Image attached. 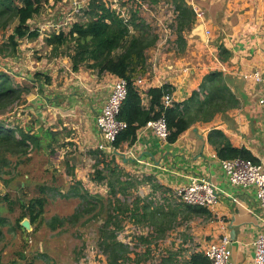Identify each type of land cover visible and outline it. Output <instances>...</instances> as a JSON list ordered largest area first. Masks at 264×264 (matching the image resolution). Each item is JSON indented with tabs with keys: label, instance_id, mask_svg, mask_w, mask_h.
Returning a JSON list of instances; mask_svg holds the SVG:
<instances>
[{
	"label": "crops",
	"instance_id": "obj_1",
	"mask_svg": "<svg viewBox=\"0 0 264 264\" xmlns=\"http://www.w3.org/2000/svg\"><path fill=\"white\" fill-rule=\"evenodd\" d=\"M186 2L203 11L204 20L195 21L184 33V43L169 49L157 43L148 51V68L138 77L144 82L134 85L142 107L148 110L150 106V89L164 86L172 89L174 103L183 104L200 92L206 77L213 73L222 75L236 107L217 113L209 122L194 124L174 143L162 141L145 125L138 128L133 143L123 142L116 151L101 152L96 117L117 76L85 67L74 72L69 58L53 57L45 38L54 31L48 22L41 23V13L29 22L40 31L39 38L20 41L14 58L0 57L14 65L16 84L33 88L24 103L13 109V118L17 128L26 131L29 127L31 134L39 137L41 151L51 152V157L58 160L71 159L66 164L70 167L67 176L77 178L79 184L104 183L108 193L107 183L92 182L91 173L97 164L100 171L114 167L120 181L127 185L126 204L131 210L139 204L148 211L173 215L171 228L161 236L157 226L145 219L137 223L131 212L127 213L123 225L140 231L134 232L140 240L135 239L134 246L142 247L146 255L143 264H151L158 253L162 256L160 264L169 257L174 264L188 263L209 242L224 236L231 239L234 264H253L254 242L264 231V209L255 188L231 184L218 151L226 145L246 150L253 163L264 167V107L259 104L264 87L252 77L255 71L264 70V0ZM200 24L205 33L210 32L205 39L200 30H195ZM9 30L13 33L12 28ZM220 47L230 54L224 61L219 57ZM37 73L50 81L32 84ZM191 176L208 177L218 187L217 206L191 208L175 197L176 189L188 184ZM102 190L89 194L104 196ZM142 230L147 233L142 234Z\"/></svg>",
	"mask_w": 264,
	"mask_h": 264
},
{
	"label": "trees",
	"instance_id": "obj_2",
	"mask_svg": "<svg viewBox=\"0 0 264 264\" xmlns=\"http://www.w3.org/2000/svg\"><path fill=\"white\" fill-rule=\"evenodd\" d=\"M48 2L49 0H0V32L13 29L7 41L0 46V57L14 58L20 41H34L39 38L40 31L33 29L29 22L42 13L44 4ZM151 2L158 1L151 0ZM172 2L178 12L176 45H180L184 43V33L194 26L196 14L186 0H172ZM82 11L86 17L85 21L73 23L69 31L48 34L45 44L51 48L53 57L69 58L74 72L85 67L98 74L109 73L128 82V96L119 117L120 120L128 123V128L119 135L115 143L116 148L123 142L133 143L138 128L162 116L166 118L170 131L168 142L174 143L194 124L209 122L217 113L238 105L235 98L228 95L222 75L213 73L206 77L200 92H195L183 104L174 103L171 108L165 109L162 105V98L172 94L169 86L150 89V106L148 110L144 109L134 81L146 72L147 53L156 47L159 41L158 36L153 34L152 29L137 12L132 15L129 23L125 24L118 13L102 0H90L89 5ZM219 50L221 60L224 61L230 56L224 47H220ZM42 80L50 81L46 76L37 73L31 83H41ZM32 89L30 86L16 84L8 73L0 71V117H2L0 118V176L8 174L7 169L12 166L11 159L15 158L18 164H27L31 161L32 153L41 151L40 139L37 135L31 134L29 127L26 131L9 127L4 119L15 106L24 103V97L30 94ZM202 94L205 96L204 100L201 99ZM218 154L223 160L240 157L253 161L246 150H238L229 145L219 149ZM98 166V164L95 166L94 173L97 177L95 176L94 180L106 181L109 188L108 197L91 195L87 192L81 196L82 203L71 217H54L48 223V227L54 231L66 223L76 225L89 215H92L91 220H97L100 215L106 214L105 222L98 230L99 248L108 264H126L132 261L131 253L135 254L137 259L141 257L118 237L127 213L131 212V218L137 223L145 219L151 225L157 226L161 236H164L171 228L174 221L173 215L161 213L160 210L148 211L147 207H141L139 204L131 210L126 203L123 204L120 199H117L118 193L126 196L127 189L126 183L118 178V170L114 167H104L100 171ZM3 202L9 203L8 195L3 197L0 204ZM46 203L45 197L32 199L28 213L24 214L17 223L18 228L26 232L21 226V222L26 218L34 226L44 215ZM189 207L201 209L196 206ZM96 210H99V213H95ZM7 223V219L1 216L0 209V244L5 239L3 228L8 226ZM0 264H4L1 254ZM165 264H174V259L169 257ZM183 264H211V262L201 253L193 255L190 262Z\"/></svg>",
	"mask_w": 264,
	"mask_h": 264
},
{
	"label": "rangeland",
	"instance_id": "obj_3",
	"mask_svg": "<svg viewBox=\"0 0 264 264\" xmlns=\"http://www.w3.org/2000/svg\"><path fill=\"white\" fill-rule=\"evenodd\" d=\"M102 1L108 6L116 4L120 8L127 9L130 17L137 12L156 36H158L156 33L158 20L168 23L173 16L172 12L165 8V5L168 4L174 6L172 0H157V3H153L151 0L146 2H144L145 0ZM140 1L148 4L150 10L140 9ZM89 3L90 0H49L42 8L41 23L63 22L62 30L69 31L73 23L86 20L82 10H85ZM80 7L82 9L77 13L76 10ZM31 27L36 28L32 24ZM173 30L176 31V39V26L173 27ZM11 33V30L0 33V46L3 41H7ZM3 59H0V71H5L14 79L16 75L14 65ZM13 117L14 110L4 117L9 127H16ZM69 160L71 159L58 160L51 157V152L48 151L34 152L31 154V161L27 164H18L15 158L11 159L12 166L7 169L8 174L0 176V202L5 195L9 196V203L0 204L1 216L8 221V226L3 228L5 239L0 244V254L4 264H108L105 255L99 248L98 232L105 222L106 214L100 215L97 220H91L92 215H89L76 225L66 223L54 231L48 227V223L54 217H71L80 207L81 196L85 193L94 194L95 191L103 189V197L107 198L109 195L105 193L107 189L103 182V185L94 183V185L84 186L83 183L77 182V178L68 177L70 167L66 164ZM105 175L108 176L109 173H105ZM93 176L95 179L94 171L91 173L92 182H94ZM104 182L106 183V181ZM102 186L104 187L102 188ZM38 197L47 199L44 215L32 227V230L23 232L18 228L17 223L24 214L28 213L30 201ZM117 199H120L123 204L127 203V197L121 193L117 194ZM105 206L107 207V205ZM96 211L95 213H99V210ZM122 226V230H119L118 233L119 239L128 244L134 253L141 256L140 260L135 254L134 257L130 256L132 261L126 264H138V261H140L139 264H143V257L146 255L142 254L138 247L134 248L137 240L135 235L140 234V231H134V228L123 225V222ZM144 233H147V230H142V234ZM137 241L140 242V240Z\"/></svg>",
	"mask_w": 264,
	"mask_h": 264
},
{
	"label": "built area",
	"instance_id": "obj_4",
	"mask_svg": "<svg viewBox=\"0 0 264 264\" xmlns=\"http://www.w3.org/2000/svg\"><path fill=\"white\" fill-rule=\"evenodd\" d=\"M140 9L146 11L150 10V6L146 3L139 2ZM115 10L118 15L123 19L125 24L130 21V15L127 9L118 6H110ZM165 8L172 12V19L166 23L165 21L158 20L156 23L157 35L159 36L158 43L162 47L173 48L176 46V31L178 12L172 4L165 5ZM196 14V21L203 22L204 13L199 8L192 5ZM82 8L76 10L77 13ZM63 22L50 23L48 26L52 28L54 33L62 32L61 25ZM209 35L210 32L206 31ZM253 79L262 84L264 87V70L255 71L252 75ZM144 80L138 78L135 80L134 85L137 87L143 84ZM128 82L125 79L117 77V80L112 85V92L109 95L102 111L96 117V124L100 131L102 142L98 145V150L101 152L116 151L115 143L119 135L128 128L126 121L120 120V114L124 103L128 96ZM259 104L264 107V91L259 100ZM162 105L165 109L171 108L174 105L173 95L167 94L162 98ZM156 136L162 141H168L170 131L166 118H161L151 121L147 124ZM222 169L225 171L230 182L234 186L243 188H255L257 191L258 199L264 209V167L257 165L250 160L243 158L225 159L221 161ZM220 191L218 187L205 176H191L188 178V184L180 186L176 189L175 197L183 204L188 206H196L204 209H212L219 203ZM123 242V241H122ZM142 250L141 246H138ZM136 248V246H134ZM254 260L253 264H264V231L258 236L254 242ZM202 254L211 262V264H234L232 259L231 239L224 236L217 241L209 242L203 249ZM162 259L161 253L153 256L151 264H160Z\"/></svg>",
	"mask_w": 264,
	"mask_h": 264
},
{
	"label": "water",
	"instance_id": "obj_5",
	"mask_svg": "<svg viewBox=\"0 0 264 264\" xmlns=\"http://www.w3.org/2000/svg\"><path fill=\"white\" fill-rule=\"evenodd\" d=\"M195 30H200L202 33V37H203V39H205V35H206V33H205V29H204V25H202V24H200V25H198L196 28H195ZM21 226L26 230V231H30V230H32V224H31V222H30V220L29 219H24L22 222H21Z\"/></svg>",
	"mask_w": 264,
	"mask_h": 264
}]
</instances>
